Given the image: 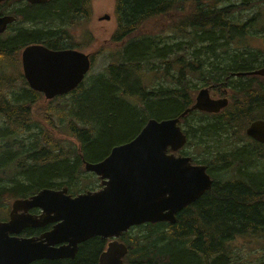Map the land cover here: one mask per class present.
<instances>
[{
  "label": "trees",
  "instance_id": "1",
  "mask_svg": "<svg viewBox=\"0 0 264 264\" xmlns=\"http://www.w3.org/2000/svg\"><path fill=\"white\" fill-rule=\"evenodd\" d=\"M86 1L49 0L13 7L19 20L34 25L5 42L0 40V52L31 42L52 48L71 45L62 23H75L85 13ZM222 1L117 0L120 20L115 38L127 41L112 63L90 74L68 95L57 97L56 106L30 88L23 91V101L18 99L21 102L5 110L4 117L11 118L0 124V202L39 186L66 185L72 192L95 187L98 181L92 175L84 178V161L103 160L113 146L133 138L149 117H178L192 104L196 90L192 82L198 78L216 90L229 88L232 98L231 105L218 114L191 111L181 120L188 125L187 146L202 157H193L194 161L207 164L215 182L178 213L176 222L145 223L135 227L139 232L124 233L121 240L129 248L125 260L240 264L237 250L243 249H231L229 243L237 235L264 237V144L245 133L251 121L264 118V77L231 74L264 65V51L251 46L228 54L231 43L244 45L239 37L247 29L256 31L259 19L253 16L242 22L237 14L247 5H256L251 0L224 6ZM164 19L171 32L168 37L139 33L144 25ZM178 37L184 39L169 41ZM160 68L167 79L152 90L146 88L140 72ZM34 102H40L41 108L37 103L32 108ZM105 247L106 240L91 239L72 262L63 264H95ZM256 249L254 260L241 262L264 264V243Z\"/></svg>",
  "mask_w": 264,
  "mask_h": 264
},
{
  "label": "water",
  "instance_id": "2",
  "mask_svg": "<svg viewBox=\"0 0 264 264\" xmlns=\"http://www.w3.org/2000/svg\"><path fill=\"white\" fill-rule=\"evenodd\" d=\"M29 1L45 3L47 0ZM14 19L11 15L0 17V31ZM23 59L31 87L43 92L47 99L75 89L91 67L90 55L85 52L53 50L42 44L28 46ZM247 74L264 76V67ZM227 103V98H212L208 89H202L196 102L181 116L194 109L218 112ZM180 121L179 118L147 120L134 138L113 146L103 160L85 161L86 170L96 173L102 181L103 187L98 190L73 195L68 193V188H45L30 198L17 199L14 209L41 206L46 215H12L9 222H0V231L62 220L43 242L69 243L49 250L39 249V243H9L12 252L4 254L5 264H26L44 257H74L79 243L93 236L117 239L133 225L176 222V213L200 198L213 184L207 165L195 164L190 156L179 153L188 139ZM246 134L264 143V120L251 122ZM47 246L43 244V248ZM127 252L124 242L113 240L97 264H134L124 261Z\"/></svg>",
  "mask_w": 264,
  "mask_h": 264
},
{
  "label": "flooded vegetation",
  "instance_id": "3",
  "mask_svg": "<svg viewBox=\"0 0 264 264\" xmlns=\"http://www.w3.org/2000/svg\"><path fill=\"white\" fill-rule=\"evenodd\" d=\"M11 1H13V2H11ZM15 3H21L22 4L21 7L25 8L28 5L45 4L46 2L45 3H31L27 0H6V2L0 4V14L3 13V12H1L2 9H5V12H10L11 13L10 15H14L17 17V20L10 23L9 28H7V30H9L13 35H15L17 33V31H19L20 29L27 28V26H25L24 22L29 21V20H23V21L18 20L19 19L18 15L15 12H12V8L9 6V4H15ZM119 7H120L119 5L114 4L113 14L106 12L100 16V17H102L105 15H109L110 17L107 18L106 20L116 22V25L111 32H105V33H111L108 35V37L106 39H107V42L109 44H112V45L119 43V39L115 38V33L119 27V20H120V9H119ZM85 9H86V11H83V13L85 12L83 15H78L83 22H86L90 18V14L88 13L89 12V0L86 1ZM73 24L69 23V24H67V26H72ZM32 25H34V24H32ZM12 34L7 35V36H2L0 34V40L5 42L8 39H11V37H13ZM67 37H68V39L74 38V36L71 35L70 32L67 33ZM18 46H19V44H17L12 50H10L8 52H0V124H3L5 121L7 122L8 118H11L8 114H7L8 118L4 117V115L6 113L5 109H8V105L16 104L18 102L23 101L24 97H25V92H23V91L26 89H30L28 81L25 78L24 71H23V65H22V56L21 55H22V50L24 49L25 46H19V47ZM94 55H96V53ZM92 58L95 59V56L94 57L92 56ZM243 76H245V75H243ZM4 79H7V82H5ZM4 84H7L9 86L5 87ZM2 85H4V87H1ZM217 91H222V89L216 90V92ZM15 96H18V98ZM18 99H22V100L18 101ZM40 99L43 100V97L41 95H40ZM47 100H49V99H47ZM55 101L56 100L54 99L51 101H44V102H46L50 105H53L55 103ZM36 103L40 109L41 103L40 102H36ZM10 113H12V111H10ZM38 114H39V112H38ZM187 114H189V112ZM34 121L38 122V120H34ZM216 179L218 182L219 177L216 176ZM4 186L6 187L5 184H4ZM64 186H66V185H64ZM64 186H59V187L58 186H39L36 189L29 190L26 194H18V195L8 196L6 199H4L2 202H0V222H8L12 218V215H14L15 217H20L21 214H24V213L25 214L30 213L33 215L41 214L43 212V208L40 206H35V207L32 206V207L28 208L27 210H25V209H14V203L17 199H25L26 197H29V196L37 193L38 191H40L44 188L59 189V188H62ZM186 208H184V209H186ZM58 223H59V221H48L44 225H40V226H34V225L30 224V225H26V226L22 227L21 229H15V230H13V229L7 230L6 229V230L0 231V264H5L4 254L12 252V250L8 246L9 243L18 244V245L21 243H25V244L26 243H33V244L39 243L40 244L39 249H41V250L42 249L43 250L54 249L53 247L59 248L60 245H64L66 243H69V241L62 242V243L59 242V243H54V244H49L46 241L43 242V238L45 236H47L49 231H51ZM15 228H17V227H15ZM130 231L134 234V226L130 229ZM95 238H100L102 240H106V244L108 243V240H110L108 238L99 237V236H94V237H91L87 240H84V241L79 243V247H78V250L76 252V255H77L80 247L84 243H87V242H89V240L95 239ZM43 244H47L48 246L43 248ZM16 250H17V252L19 251L18 248ZM24 252H26V251H24ZM76 255L74 257L67 256V257H61V258H50V257L37 258V259H35L29 263H26V264H37V263L42 262L44 260H46V261H57L58 264L69 263L75 259ZM98 261H99V256H98L97 262L95 264H97Z\"/></svg>",
  "mask_w": 264,
  "mask_h": 264
},
{
  "label": "rangeland",
  "instance_id": "4",
  "mask_svg": "<svg viewBox=\"0 0 264 264\" xmlns=\"http://www.w3.org/2000/svg\"><path fill=\"white\" fill-rule=\"evenodd\" d=\"M237 1H240V0H228L225 3L237 2ZM114 3H115V0H92V11L90 14V18L86 22H83L81 19H79V20H76L72 26H66L69 23H65V22L62 23L64 28L69 27L68 33L70 32V34L74 36L73 39L71 38L72 41L78 42L79 44L84 45L85 46L84 49H86L87 51L91 52L93 50V51L99 52L95 56V64H94V68L92 70L93 73H97V72L102 71L104 69V67L109 62H111V56L116 55V52H118L120 50L119 45L124 40H126V37L123 38L122 40H120L116 36V39H119V43L114 44V45L109 44L107 42L106 38L111 33H105V32H111L114 29L116 22L99 19L100 16L106 12L113 14ZM9 6L11 8H13V7L14 8H17V7L21 8L22 4L21 3H15V4H9ZM262 11H263V20H264V5H263ZM255 12H256V9L247 8L238 16L241 20L242 19H248ZM28 22H24L25 26L33 27V25H32L33 23L31 21H28ZM139 33L146 34V35H161L162 37H168L170 35L169 34V25L165 21V19L158 21L157 23L153 24V26L144 25L142 27V29L139 31ZM239 38H243V37H239ZM181 39H184V38L178 37V38H175L174 40H169V41L176 42V41H179ZM163 41H166V40L164 39ZM248 43L250 45H252L254 47H258V48L262 49V51H264V28H262L258 31H254L253 35L248 36ZM236 46L237 45L232 44L231 47L229 48L228 54L234 53L237 50ZM186 60H189V58L186 57ZM159 70L160 71L157 72V74L154 72L155 75L151 74L150 76H149V71L140 72V77H141L142 83L147 84V86H149V87H151L154 84L157 85L159 82L164 83V80H161L162 77L164 76V69L160 68ZM4 80H5V82H7V79H4ZM193 81L195 83H201L200 79H198V78H195ZM148 82H149V84H148ZM4 85H5V87L9 86L7 84H4ZM4 85H2L1 87H4ZM203 85L206 86L207 83L204 82ZM206 87H209V86H206ZM61 100L63 101V99H61ZM34 104H35V102L32 103V105H33L32 108H34ZM53 105L56 106L57 105L56 102ZM197 117H199V116H197ZM192 118L193 117L189 118V121L191 123L193 122ZM140 125H139V127H140ZM182 126L185 129H188V127H187L188 125H185L184 123H182ZM137 130L138 129H136V131ZM240 144H241V142H240ZM191 149H192V147L187 146L184 149V153L190 154V155L194 156V158L200 160L202 157L198 154V152H196L195 154H192L193 152L191 153V151H190ZM88 175H93V177H95V182L99 181V179L95 176L94 173H90V172L85 171L84 178L87 177ZM81 182L86 183L87 180L81 179ZM190 206L191 205L189 204L188 207H190ZM182 210H180V211H182ZM180 211H178L176 213V218H177V215ZM134 232H139V230H137L135 228ZM263 243H264V237L246 234V235H242V236L237 235V237H235L229 243V246L231 249H234V250L235 249H243V250H237V252L240 255V264H245V263H242L241 261L244 260L245 258H247V260H250V261L254 260V253L257 250L256 248H259Z\"/></svg>",
  "mask_w": 264,
  "mask_h": 264
},
{
  "label": "bare ground",
  "instance_id": "5",
  "mask_svg": "<svg viewBox=\"0 0 264 264\" xmlns=\"http://www.w3.org/2000/svg\"><path fill=\"white\" fill-rule=\"evenodd\" d=\"M247 72H248V71H246V72H240V75H248ZM5 108H6V107H5ZM5 110H6V109H5ZM191 111H193V110H188V112H191ZM188 112H187V113H188ZM187 113H186V114H187ZM186 114H185V115H186ZM248 148H249V147H248ZM225 159H226V158H225ZM223 161H224V160H223ZM237 161H238V160H237ZM213 182H214V179H213Z\"/></svg>",
  "mask_w": 264,
  "mask_h": 264
}]
</instances>
